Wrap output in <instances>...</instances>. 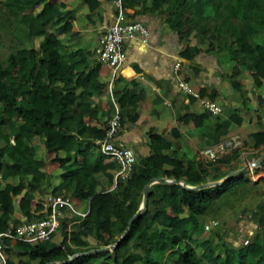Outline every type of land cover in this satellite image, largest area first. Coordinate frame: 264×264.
Here are the masks:
<instances>
[{
    "label": "trees",
    "instance_id": "obj_1",
    "mask_svg": "<svg viewBox=\"0 0 264 264\" xmlns=\"http://www.w3.org/2000/svg\"><path fill=\"white\" fill-rule=\"evenodd\" d=\"M86 1L91 4L92 0ZM136 3L122 0L123 8L134 9ZM143 3L142 8L147 7ZM40 5V11L34 14ZM148 7L161 15L181 39H195L199 44H189L181 54L183 59L192 61L204 49L214 51L231 62V77L237 78L243 71L249 73L253 94L264 87V62L257 50L261 47L264 51V0H151ZM64 10L65 5L55 0H0V31L6 30L13 38L10 51L0 57V179L4 182L0 186V234L22 223L16 213L26 221L36 219L31 208L35 195L46 205V215L48 194L85 202L87 212L82 217L63 209L60 226L49 241L19 242L11 247L3 240L7 247L6 264H11V256L25 257L27 264H264V196L251 212L257 228L241 244L227 241L228 228L221 225L204 229L208 216L214 220L220 211L235 209L237 203L253 193L255 186L245 173L231 176L219 186L199 190L177 183L152 184L145 210L131 223L120 243L112 250L93 252L118 242L138 212L144 189L151 180L183 181L189 187L219 182L224 177L220 168H215L214 174L211 168L237 158L238 151L215 162L179 157L176 131L175 137L169 138L150 129L146 133L149 156L137 157L131 174L126 179L118 176L114 188L108 190L102 176L118 173L120 165L99 154L94 166H89L86 155L95 151L97 145L81 138L79 122L87 110L63 99L56 104L52 100L58 83L79 76V72L73 73L76 67H88L84 82L75 80L83 97H91L90 91L100 84L101 64L96 62L89 67L86 59L90 53L73 51L68 63H58L56 50L47 46L53 30L64 34L67 40L77 35ZM16 68L19 74L15 73ZM24 71L29 73L27 77L22 74ZM238 81L233 87L239 85ZM87 90L90 91L86 94ZM113 95L121 108L123 125L140 96L128 90L122 94L114 91ZM258 99L263 105L264 99ZM114 110L111 104L105 114L107 120ZM241 114L239 108L228 106L219 116L178 114V119L193 126L189 135L198 139L202 150L226 139L231 128L242 124ZM37 128L44 139V150L68 166L57 185L45 171L44 162L31 164L14 157L17 144L11 145L10 138L29 137L25 132ZM102 138L103 133L99 139ZM263 145L264 128L242 142L243 147L253 150ZM35 150L32 146L30 159ZM260 167L264 173V161ZM260 182L264 187V176Z\"/></svg>",
    "mask_w": 264,
    "mask_h": 264
},
{
    "label": "crops",
    "instance_id": "obj_2",
    "mask_svg": "<svg viewBox=\"0 0 264 264\" xmlns=\"http://www.w3.org/2000/svg\"><path fill=\"white\" fill-rule=\"evenodd\" d=\"M57 3L65 5V15L67 22L73 26V31L77 33L76 37L67 40L65 35L51 31L48 41V48H53L57 52L58 63H68L69 53L82 50L84 53H90L86 60L89 61V67L99 62L95 54L99 39L105 31V28L113 21L116 15V9L112 0H96L88 4L86 0H55ZM137 2L134 9L126 7L127 19L130 21L142 22L149 31V38L146 43L141 41V37H135L125 41V50L127 62L123 66L120 74L113 75L111 68L107 64H101L99 70L100 84L92 92L91 97H83L82 90L76 85L77 82L83 83L85 73L88 67H76L73 73L79 72V76L73 81H61L56 85L55 93L52 96L53 102L59 103L63 99L67 104L78 106L83 105L87 110V115L81 117V135L82 139L94 141L95 144L102 135L107 124L106 112L111 104L114 109L117 106L114 91L122 94L128 90L130 94L140 96L139 101L134 103L132 115L126 116L124 124L117 136V142L131 148L137 157H147L150 149L146 144V133L154 129L157 133L174 138L176 131L179 134L178 141L175 142V148L178 150L179 157L194 158L200 160V145L198 139L191 137L193 126L185 124L179 116L184 117L190 114L206 113L196 100L183 94L177 87L178 80H184L189 83L202 96L207 97L223 108L234 106L242 111V124L230 129L229 136L238 135L242 142L247 139L251 133L261 132L264 128V104H259V97L264 99V87L252 93L253 82L248 72L243 71L239 77H231V62H226L214 51L200 52L192 61L185 60L181 57L182 52L190 44L199 46L195 39H181L178 34L172 31L163 17L158 13L149 11L151 0H132ZM146 2L147 7L142 8ZM145 5V6H146ZM41 6L34 9L33 13L37 14ZM136 10H142L141 13H135ZM201 46V45H200ZM261 54V61L264 62V51L258 47ZM82 59V58H80ZM84 59V58H83ZM179 64L178 69L175 68ZM19 74V68L15 70ZM25 77L28 72L22 73ZM62 78H67L63 75ZM239 81H238V80ZM239 82L237 87H233L234 82ZM86 91V94L89 93ZM128 101V99H127ZM118 107V106H117ZM119 108V107H118ZM133 108V106H132ZM121 110V108H119ZM39 129L25 132L29 137L18 138L13 135L10 138V144H17L14 157L22 162H44L45 171L53 176V183H60V174L68 166L61 163L52 152H46L43 147L44 139L38 135ZM1 142V135H0ZM97 145V144H96ZM178 145V146H177ZM35 146V154L30 159L29 153L31 147ZM247 149V148H246ZM249 149V148H248ZM255 151L257 157L264 152V145ZM1 153V150H0ZM101 154L99 147L95 151H90L86 155L89 166L93 167L98 155ZM230 157V156H229ZM77 159H75V162ZM215 168H220L223 178L234 176L239 173H245L249 178L243 165L238 158H230L227 163L219 164L211 168L212 173ZM118 173H106L102 176L103 185L108 190L114 188L116 184V175ZM257 180L253 181L255 189L245 200L237 203L232 212H236L234 223L226 230L225 239L233 245H239L244 239L249 238L255 232L257 224L252 220L251 212L256 209V205L264 195V187L260 180L264 176L261 167L257 170ZM0 179V186H3ZM215 183V182H212ZM112 184V185H111ZM88 185V182H86ZM259 191V192H257ZM33 201L31 208L36 219H41L46 215L47 207L44 203L38 201V195ZM52 196L47 195V198ZM62 197V196H61ZM70 198V196H67ZM75 210L80 214L87 212V203L80 202L76 199ZM251 207L247 211L246 207ZM246 209V213L244 210ZM248 212L250 214H248ZM233 214V213H232ZM21 222L26 221L24 217L16 213ZM44 218V217H43ZM225 231V230H224ZM11 264H27L25 257H9ZM34 264V263H31Z\"/></svg>",
    "mask_w": 264,
    "mask_h": 264
},
{
    "label": "built area",
    "instance_id": "obj_3",
    "mask_svg": "<svg viewBox=\"0 0 264 264\" xmlns=\"http://www.w3.org/2000/svg\"><path fill=\"white\" fill-rule=\"evenodd\" d=\"M112 3L116 9V15L100 37L95 54L100 63L107 64L111 68L113 75H118L127 62L125 41L141 37V41L146 43L149 38V31L142 22L127 19L122 0H112ZM178 66L179 64H176L175 68L178 69ZM177 87L183 94L196 100L206 114L219 116L223 112L220 104L202 96L186 81L178 80ZM120 129L121 113L120 109L115 106L114 115L108 119L104 128L103 138L98 140L96 144L103 156L115 160L120 165V171L116 175V179L118 176L126 179L136 164V156L131 148L117 142ZM234 151H238V159L241 160L245 171L249 173L248 176L252 179L260 168L257 166L259 157H257L255 151H250L242 146V140L238 135L229 136L214 146L202 149L199 152V159L205 162H215L222 156L231 154ZM47 206L49 213L46 217L33 221H23L14 230H8L0 234V264H6L5 249L7 247L3 240H6L11 247L19 242L27 244L46 242L57 232L63 209H69L74 214L82 217L86 215V213L80 214L75 210L71 199L61 196H49ZM219 224V222L214 221L211 225H206L205 228L209 230L210 227H218Z\"/></svg>",
    "mask_w": 264,
    "mask_h": 264
},
{
    "label": "rangeland",
    "instance_id": "obj_4",
    "mask_svg": "<svg viewBox=\"0 0 264 264\" xmlns=\"http://www.w3.org/2000/svg\"><path fill=\"white\" fill-rule=\"evenodd\" d=\"M13 26H15V25H13ZM12 42H13V38L11 36V33L6 32V30L2 29L0 31V57H4V55L8 51H10V47L9 46L11 45ZM244 148H246V147H244ZM263 154H264V152L261 155H263ZM237 158H238V156H237ZM238 161L243 165V163L241 162V160L238 159ZM243 167H244V165H243ZM246 174L249 175L248 172H246ZM257 178L258 177L255 175L252 179L251 178L250 179L253 180V181H255V180H257ZM257 192H259V191H257ZM262 195H264V193ZM73 203H74V206L76 207V201L75 200H73ZM246 209H247V211H249L250 209H253V208H251L249 206V207H246ZM246 209L244 210V213L247 214ZM248 214H250V213L248 212ZM234 216H236V212L234 213V212H232V210H225V209H223L222 211H220L216 215V217H215L214 220L211 219L212 218L211 216H208V218L206 220L207 221L206 225L209 226V225H211L212 222L217 221V222L220 223L219 225H221L222 228L225 227L227 229V228H229V227H231L233 225V223H234V221H233L234 220ZM210 228H212V227H210ZM204 229H205V231H208V230H206L205 227H204ZM222 232H224V230H222Z\"/></svg>",
    "mask_w": 264,
    "mask_h": 264
},
{
    "label": "water",
    "instance_id": "obj_5",
    "mask_svg": "<svg viewBox=\"0 0 264 264\" xmlns=\"http://www.w3.org/2000/svg\"><path fill=\"white\" fill-rule=\"evenodd\" d=\"M178 146V145H177ZM264 161V154L261 155L258 159V162H257V166L260 167L261 163ZM231 177V176H230ZM229 178V177H227ZM225 180H223L222 182H215V183H208V184H204V185H200V186H197V187H189L185 184V182L183 181H174V180H168V179H153L151 180L145 187L144 189V194H143V198H142V202H141V205H140V208L138 210V212L131 218V220L129 221V224H128V227L126 229V231L123 233V235L121 236V238L118 240V242L114 245H111V246H108L106 248H103V249H99V250H96V251H93V252H97V251H109V250H112L113 248H115L119 243L120 241L122 240L123 236L129 231L130 229V226H131V223L136 219L138 218L141 213L145 210V207H146V203H147V199H148V191H149V188L152 184L154 183H177V184H180L181 186H184L185 188L187 189H190V190H199V189H204V188H211V187H216V186H219L221 185ZM92 253V252H91ZM49 264H57V263H49Z\"/></svg>",
    "mask_w": 264,
    "mask_h": 264
}]
</instances>
